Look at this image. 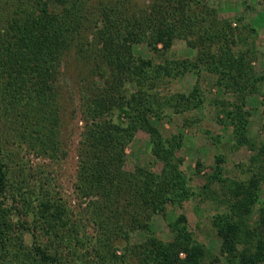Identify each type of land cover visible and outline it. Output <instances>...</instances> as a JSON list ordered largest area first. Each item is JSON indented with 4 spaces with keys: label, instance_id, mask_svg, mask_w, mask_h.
I'll return each mask as SVG.
<instances>
[{
    "label": "trees",
    "instance_id": "16d2710c",
    "mask_svg": "<svg viewBox=\"0 0 264 264\" xmlns=\"http://www.w3.org/2000/svg\"><path fill=\"white\" fill-rule=\"evenodd\" d=\"M178 38L193 58L165 57ZM238 43L235 29L203 0H0V264H205L208 249L182 210L190 200L214 206L209 219L227 264H264V142L248 135L250 99L264 115V76L252 66L253 51ZM139 44L162 61L136 54ZM73 47L85 66L75 212L46 182L32 188L15 180L4 140L13 122L15 138L38 156H65L60 78ZM201 71L234 94L220 101L222 125L235 146L254 153L237 166L241 177L225 175L218 158L193 187L176 153L181 138L165 136L151 119L167 107L197 108L198 84L188 94L157 90L168 78ZM140 130L149 135L158 172L125 169L126 148ZM201 168L198 161L196 172ZM155 215L166 221L169 240L151 229ZM139 232L145 238L132 242Z\"/></svg>",
    "mask_w": 264,
    "mask_h": 264
},
{
    "label": "rangeland",
    "instance_id": "374dc122",
    "mask_svg": "<svg viewBox=\"0 0 264 264\" xmlns=\"http://www.w3.org/2000/svg\"><path fill=\"white\" fill-rule=\"evenodd\" d=\"M100 0H92L97 4ZM139 6L148 5L151 0H132ZM203 2L216 9L217 18L235 29L241 37L242 49H250L253 56L252 66L258 75L264 76V0H203ZM245 41V42H244ZM243 45V46H242ZM135 53L144 57H153L155 61L161 58L153 56L147 51L144 44L135 47ZM61 85V117L62 135L65 156L59 160H50L38 156L23 143L15 138L13 122L7 121L5 127V151L9 156L10 170L17 182L29 184L32 188L46 182L54 194L59 195L72 211H76L78 199L74 192L76 178V149L83 129V118L80 111V83L85 75L84 58L75 47L64 55ZM166 58L184 59L193 58L194 50L188 47L182 39H175L171 49L165 54ZM215 77L201 71L197 76L193 72L177 78H168L157 90L160 94L184 93L188 94L195 84L201 90L202 103L191 110L174 113L167 107L161 118L152 117L151 121L160 126L165 136L177 135L181 138V146L176 151L183 159L181 169L189 177L190 184L198 187L203 184V173L221 158L225 168V175L241 177L239 165L248 162L254 153L247 146L237 147L234 144L231 128L224 127L225 118L220 111V101H233L235 96L231 92H224L215 84ZM264 86V82H263ZM248 106L252 108V115L248 127V135L264 142V115L258 108L257 100L250 99ZM202 163L201 172H196V164ZM125 169L133 170L136 166H149L158 172L161 164L151 153L149 135L140 130L126 148ZM24 179V180H23ZM264 200V183L260 190ZM195 201H188L182 210L188 218V228L198 242L207 247L209 255L205 264H227L220 254V240L211 226L209 216L215 209L212 204L195 205ZM176 214L177 210H170ZM88 229L91 231L90 227ZM151 229L158 237L169 240L171 233L166 221L160 215H155L151 221ZM29 239V234H26ZM145 238L142 232L133 234L132 242H140ZM122 244L118 245L121 246ZM120 251L118 252V254ZM218 259L215 260L214 258Z\"/></svg>",
    "mask_w": 264,
    "mask_h": 264
}]
</instances>
